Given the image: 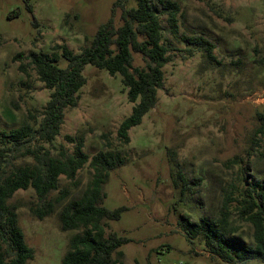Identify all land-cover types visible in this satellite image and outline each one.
I'll return each instance as SVG.
<instances>
[{
  "label": "rangeland",
  "instance_id": "374dc122",
  "mask_svg": "<svg viewBox=\"0 0 264 264\" xmlns=\"http://www.w3.org/2000/svg\"><path fill=\"white\" fill-rule=\"evenodd\" d=\"M116 1L0 0V133L26 123L37 129L42 118L50 91L38 80L30 57L60 56L56 46L79 54L110 18L115 28L121 25ZM172 1L180 9L175 35L157 0H151L160 12L169 62L156 105L129 130V144L117 138L134 106L121 77L88 65L77 105L65 110L59 135L52 144L31 146L40 145L51 156L61 148L73 154L82 139L89 160L108 146L121 153L123 164L109 172L100 205L126 208L105 232L129 240L121 247L124 264H237L209 254L198 240H187L183 228L185 220L217 222L227 202L226 239L234 246L253 245L252 225L239 220L235 207L246 189L254 197L264 186V138L257 134L258 115L264 114V0ZM123 5L135 4L126 0ZM198 37L213 45V60L194 44ZM133 57L135 67L145 66L139 55ZM67 64L63 58L57 62L62 69ZM16 157L14 165L33 162ZM91 178L88 163L76 174L77 186L60 176L47 200L67 195L43 219L30 212L40 205L33 189L19 190L9 200L34 252L28 264H60L69 239L80 230L61 231L58 213L81 196Z\"/></svg>",
  "mask_w": 264,
  "mask_h": 264
},
{
  "label": "trees",
  "instance_id": "16d2710c",
  "mask_svg": "<svg viewBox=\"0 0 264 264\" xmlns=\"http://www.w3.org/2000/svg\"><path fill=\"white\" fill-rule=\"evenodd\" d=\"M125 1L117 0L114 4L115 7H122L121 25L115 28L110 18L98 28L79 54H74L65 46H56L60 56L54 53L51 56L38 54L30 57L38 80L50 94L37 129L26 123L0 133V142L4 145L0 149V264H28L34 254L26 245L23 231L17 224L16 208L8 203L13 195L19 190L33 189L40 205L30 208V212L43 219L67 195L64 191L56 202L47 200L49 193L57 190L59 177L64 176L70 184L77 186L76 174L87 163L92 171L90 182L79 198L66 203L58 213L61 231L80 230L69 239L60 264H124L120 260L123 257L121 247L129 240L115 232L105 236V232L109 222L119 220L126 208L109 210L100 205L102 186L109 172L123 164L121 153L108 146L106 151L98 152L89 160L82 150V139L76 141L73 154H67L61 148L56 156H51L40 145L31 144L34 141L52 144L59 135L65 110L77 105L78 93L86 83L82 72L88 65L104 70L110 76L119 75L128 101L134 104L130 115L117 129V138L122 145L129 144V130L140 125L143 117L156 105L157 91L164 81L162 69L169 62L167 48L161 43L163 28L160 12L151 0H133L135 5L127 8L123 5ZM157 3L166 15L171 33L177 34L178 4L172 0H157ZM194 44L204 51L209 60H213L214 47L210 42L198 37L194 39ZM134 54L142 58L145 66H134ZM60 58L68 63L64 69L57 66ZM258 120L257 134L264 138V114L258 115ZM66 138L73 142L70 137ZM17 155L31 157L33 162L14 165ZM245 192L235 210L239 220L252 225L251 247L234 246L226 239L230 215L227 202L223 203L217 222L204 219L193 224L185 220L183 230L187 240L202 242L209 254L228 263L264 262V186H259L254 197L251 189Z\"/></svg>",
  "mask_w": 264,
  "mask_h": 264
}]
</instances>
